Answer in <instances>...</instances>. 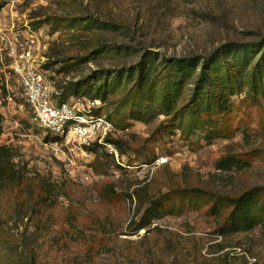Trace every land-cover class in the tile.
Segmentation results:
<instances>
[{"label":"rangeland","instance_id":"obj_1","mask_svg":"<svg viewBox=\"0 0 264 264\" xmlns=\"http://www.w3.org/2000/svg\"><path fill=\"white\" fill-rule=\"evenodd\" d=\"M0 4V28L32 42L65 99L75 96L76 85L84 93L78 96L91 99L85 91L94 75L113 77L146 55L158 71L147 98L135 94L133 82H123L101 99L100 111L116 123L106 139L118 161L96 142L46 134L28 108L18 112L3 102L0 145L12 154L21 180L8 187L0 181V264H264V215L253 229L234 232L226 222L229 208L218 198L177 191L234 196L264 184V74L257 84L238 79L221 114L185 108L192 88L186 78L178 97L168 93L174 109L158 106L173 88L167 58L208 56L224 44L237 50L259 45L251 66L258 62L264 0ZM227 156L248 164L219 169ZM157 199L172 204L136 230L149 200ZM215 203L219 213L210 209Z\"/></svg>","mask_w":264,"mask_h":264},{"label":"trees","instance_id":"obj_2","mask_svg":"<svg viewBox=\"0 0 264 264\" xmlns=\"http://www.w3.org/2000/svg\"><path fill=\"white\" fill-rule=\"evenodd\" d=\"M2 5L3 4H0V8ZM258 46L259 45H249L248 47H242L237 50L235 46L224 44L214 49L208 56L195 57L192 55L189 57H170L165 59L166 63L164 67L166 66L167 68L166 76L171 80L174 88H172V90L174 91L170 90L167 93L163 92L160 95L161 98L158 102V106L165 111L174 109L173 104L175 101L168 98V93L178 97L181 92L180 88L183 85L180 78H186L190 80L192 84L187 98L188 103L185 107L186 109L190 107H195L196 109L200 108L206 115H209V113L221 114L225 112L230 108L228 104L230 96L237 91L240 86L239 83H236L238 79L241 78L243 82L250 81L252 84H257L260 76L264 74V53L260 57V60L251 66V52L255 50V48H258ZM233 50H235V53L230 60L227 61L222 59L224 55ZM239 53L242 54L241 57L238 56ZM148 56L150 55H146L145 58L140 57L134 66L127 67L117 72L113 77L106 76V78L101 79L94 75L93 78H95V83L92 86H88V90L85 91V94H89L91 95V99H99L103 103L101 99H105L110 88L123 82H133L135 94L140 98H147L150 94L155 93L152 89L153 86L156 85L155 74L158 72L154 65L155 60L147 64V60L150 58H147ZM199 63L201 66L197 69L196 66ZM246 70L248 71L247 76L244 75ZM125 75L126 78L124 79ZM110 78H113L112 81ZM86 84H88L87 81ZM75 88L74 91L70 92L71 94L75 96L84 95L82 92L79 94L77 85ZM71 94L69 96H71ZM62 97L64 98V96ZM100 109L95 112L102 114L103 112L100 111ZM192 113L195 114V112ZM107 118L116 125L115 121L110 116H107ZM2 119L3 116L0 113V134L2 133ZM240 164L248 163L236 159L234 156H227L218 163L217 167L219 169H231L233 166H239ZM12 166V154H10L9 150L0 145V181L5 187L12 186L15 182L21 180L13 171ZM177 191H183V193L191 191L204 192L218 198L219 201L229 208L226 214V222L228 228L234 232L253 229L260 223L264 215V184L253 186L234 196L211 194L195 188H182ZM164 202H168V200H149L148 205L141 214L136 230L147 228L154 218L159 216L161 212H165L172 204L171 202L167 204ZM210 209L214 213H219L221 208L215 203ZM138 212H140V210ZM87 250L91 252L89 248Z\"/></svg>","mask_w":264,"mask_h":264},{"label":"built area","instance_id":"obj_3","mask_svg":"<svg viewBox=\"0 0 264 264\" xmlns=\"http://www.w3.org/2000/svg\"><path fill=\"white\" fill-rule=\"evenodd\" d=\"M0 66L5 89L0 106L5 102L18 112L28 108L37 126L46 134L71 137L81 144L96 142L118 161L117 150L106 139L114 124L106 115L95 112L102 102L81 96L63 98L53 87L47 71L42 69L32 42L0 28Z\"/></svg>","mask_w":264,"mask_h":264}]
</instances>
